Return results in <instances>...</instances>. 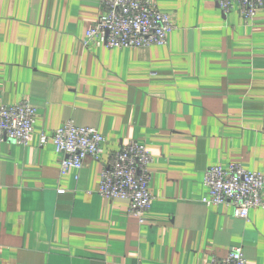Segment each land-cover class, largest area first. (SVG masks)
<instances>
[{
    "label": "crops",
    "instance_id": "0c3cea01",
    "mask_svg": "<svg viewBox=\"0 0 264 264\" xmlns=\"http://www.w3.org/2000/svg\"><path fill=\"white\" fill-rule=\"evenodd\" d=\"M151 1L177 27L168 44L107 49L83 46L100 0H0V106L38 113L28 146L0 143V264H211L235 248L264 264V208L245 221L202 201L210 167L264 175V7L247 24L215 0ZM69 121L108 152L147 146L144 224L99 195L106 156L61 175L40 134Z\"/></svg>",
    "mask_w": 264,
    "mask_h": 264
},
{
    "label": "built area",
    "instance_id": "2783aa9c",
    "mask_svg": "<svg viewBox=\"0 0 264 264\" xmlns=\"http://www.w3.org/2000/svg\"><path fill=\"white\" fill-rule=\"evenodd\" d=\"M228 14L236 7L247 24H251L264 0H215ZM101 13L83 39L84 47L137 49L166 46L169 34L177 27L151 0H100ZM37 109L29 101L14 106H0V143L28 146L37 123ZM51 142L61 156V175L69 170L80 171L87 159L101 161L105 156L98 193L107 199L129 202V215L139 223L146 216L154 199L150 168L152 153L141 141H130L118 151H107L105 137L94 127L76 126L72 121L52 135L40 134L41 145ZM208 196L207 207L228 205L236 218L249 221L250 213L264 208V175L247 170L241 163L210 167L204 174ZM62 192V191H61ZM211 264H248L241 248L232 249L224 258Z\"/></svg>",
    "mask_w": 264,
    "mask_h": 264
}]
</instances>
